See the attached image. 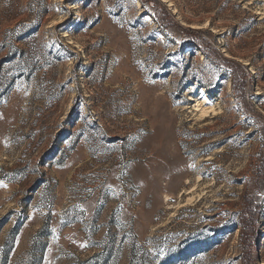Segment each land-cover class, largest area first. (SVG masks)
<instances>
[{
  "label": "rangeland",
  "instance_id": "374dc122",
  "mask_svg": "<svg viewBox=\"0 0 264 264\" xmlns=\"http://www.w3.org/2000/svg\"><path fill=\"white\" fill-rule=\"evenodd\" d=\"M161 1L0 0V264H264V0Z\"/></svg>",
  "mask_w": 264,
  "mask_h": 264
},
{
  "label": "trees",
  "instance_id": "16d2710c",
  "mask_svg": "<svg viewBox=\"0 0 264 264\" xmlns=\"http://www.w3.org/2000/svg\"><path fill=\"white\" fill-rule=\"evenodd\" d=\"M144 3L153 4L155 11L153 13L154 18L159 22L161 25L166 26L167 21L170 20V14L165 6V4L161 0H143ZM189 34L193 35V39L195 40V45L205 50V40L200 37L201 34L199 31L196 30H189ZM198 37V38H197ZM263 138H264V125L261 128ZM263 172V171H262ZM248 210L245 211L243 215V219L241 220V225L243 227L242 232V239H243V246L247 253V258L245 264L251 262L252 256L254 254V250L256 248V222L260 219V214L254 204H250Z\"/></svg>",
  "mask_w": 264,
  "mask_h": 264
},
{
  "label": "bare ground",
  "instance_id": "6f19581e",
  "mask_svg": "<svg viewBox=\"0 0 264 264\" xmlns=\"http://www.w3.org/2000/svg\"><path fill=\"white\" fill-rule=\"evenodd\" d=\"M164 2H168L167 0H163ZM204 98H206L205 96H204ZM207 99H205V101H206ZM202 113V112H201ZM207 113V111L204 109L203 110V114H204V116H205V114ZM203 116V115H202ZM207 117H208V115H207Z\"/></svg>",
  "mask_w": 264,
  "mask_h": 264
}]
</instances>
